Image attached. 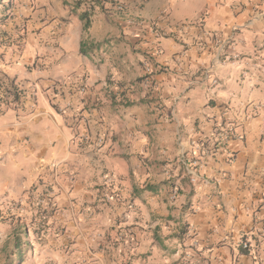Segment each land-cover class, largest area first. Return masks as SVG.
Segmentation results:
<instances>
[{
  "label": "crops",
  "instance_id": "obj_1",
  "mask_svg": "<svg viewBox=\"0 0 264 264\" xmlns=\"http://www.w3.org/2000/svg\"><path fill=\"white\" fill-rule=\"evenodd\" d=\"M13 12L1 180L42 192L48 224L21 264H264V0Z\"/></svg>",
  "mask_w": 264,
  "mask_h": 264
},
{
  "label": "rangeland",
  "instance_id": "obj_2",
  "mask_svg": "<svg viewBox=\"0 0 264 264\" xmlns=\"http://www.w3.org/2000/svg\"><path fill=\"white\" fill-rule=\"evenodd\" d=\"M14 6L15 0H0V62L2 63L10 60L7 59L9 57L6 48L12 43V39L5 26L7 19L14 13ZM9 80L5 73L0 71V114L5 112L6 122L17 118L12 108L18 90L14 87H6L5 84L10 83ZM2 93H4L3 97ZM9 148L10 142L3 138L0 132V264H21L30 251L42 252V241L48 234V224L43 209L42 192L36 193L32 187L30 190L24 188L17 194L1 180L3 174L11 176L15 173L13 157L2 152ZM11 153L15 154V152ZM4 156L6 158L2 162Z\"/></svg>",
  "mask_w": 264,
  "mask_h": 264
},
{
  "label": "built area",
  "instance_id": "obj_3",
  "mask_svg": "<svg viewBox=\"0 0 264 264\" xmlns=\"http://www.w3.org/2000/svg\"><path fill=\"white\" fill-rule=\"evenodd\" d=\"M119 8H122L121 6ZM148 71H150V67L148 68ZM84 91V89H82ZM227 137H229V135H227ZM193 146H197V148H202L204 146V143L203 142H193L192 143ZM207 151V149H206ZM201 165V162H200V159H198L197 157H194L192 159V166L190 168L187 169V173L188 175H190L192 177V180L195 181L196 180V176H197V171H196V168ZM177 196V190H174L171 198L172 199H175ZM192 232L193 231V228L190 227L189 228V232ZM243 247L244 249H247L249 247V245L247 243H244L243 244Z\"/></svg>",
  "mask_w": 264,
  "mask_h": 264
},
{
  "label": "trees",
  "instance_id": "obj_4",
  "mask_svg": "<svg viewBox=\"0 0 264 264\" xmlns=\"http://www.w3.org/2000/svg\"><path fill=\"white\" fill-rule=\"evenodd\" d=\"M90 12L89 13L85 12L81 16L82 19L84 20V29L85 30H87L90 27V25H91ZM84 46H85V44H82V48H81L82 52L84 51Z\"/></svg>",
  "mask_w": 264,
  "mask_h": 264
}]
</instances>
